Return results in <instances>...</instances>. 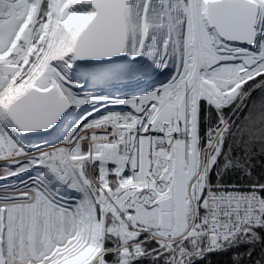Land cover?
Wrapping results in <instances>:
<instances>
[{"label":"snow or ice","instance_id":"obj_1","mask_svg":"<svg viewBox=\"0 0 264 264\" xmlns=\"http://www.w3.org/2000/svg\"><path fill=\"white\" fill-rule=\"evenodd\" d=\"M0 264H264V0H0Z\"/></svg>","mask_w":264,"mask_h":264},{"label":"built area","instance_id":"obj_2","mask_svg":"<svg viewBox=\"0 0 264 264\" xmlns=\"http://www.w3.org/2000/svg\"><path fill=\"white\" fill-rule=\"evenodd\" d=\"M121 90H122V91H125L126 89H124L123 86H121ZM117 94H118V93H117ZM49 138H50V137H49Z\"/></svg>","mask_w":264,"mask_h":264}]
</instances>
